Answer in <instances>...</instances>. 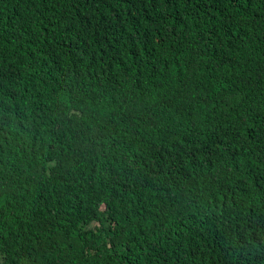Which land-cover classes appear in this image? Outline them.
<instances>
[{"label": "trees", "instance_id": "obj_1", "mask_svg": "<svg viewBox=\"0 0 264 264\" xmlns=\"http://www.w3.org/2000/svg\"><path fill=\"white\" fill-rule=\"evenodd\" d=\"M0 264H264V0H0Z\"/></svg>", "mask_w": 264, "mask_h": 264}, {"label": "clouds", "instance_id": "obj_2", "mask_svg": "<svg viewBox=\"0 0 264 264\" xmlns=\"http://www.w3.org/2000/svg\"><path fill=\"white\" fill-rule=\"evenodd\" d=\"M110 169H111V167H110Z\"/></svg>", "mask_w": 264, "mask_h": 264}]
</instances>
